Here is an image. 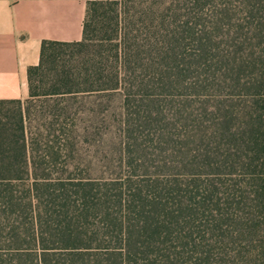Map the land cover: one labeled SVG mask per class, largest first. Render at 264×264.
Returning <instances> with one entry per match:
<instances>
[{"label":"trees","instance_id":"1","mask_svg":"<svg viewBox=\"0 0 264 264\" xmlns=\"http://www.w3.org/2000/svg\"><path fill=\"white\" fill-rule=\"evenodd\" d=\"M97 33L48 95L121 96L114 172L53 176L62 150L0 101V264H264V0L90 2L82 41L43 43L30 99Z\"/></svg>","mask_w":264,"mask_h":264},{"label":"rangeland","instance_id":"2","mask_svg":"<svg viewBox=\"0 0 264 264\" xmlns=\"http://www.w3.org/2000/svg\"><path fill=\"white\" fill-rule=\"evenodd\" d=\"M100 37L99 33L92 37L95 40L89 48L58 49L60 56L55 59V64H50L36 79V89L41 96L23 101L29 139L36 140L38 136L41 143L53 142L57 151L62 150V166L50 172L56 177L69 174L107 177L114 172L110 161L119 157L122 122L119 94L110 97L90 93L48 95L62 86L55 79L56 70L64 66L75 67L81 60L90 58L97 50L99 44L95 41ZM81 84L77 82L72 88H84L85 85ZM65 128L72 131L68 140L62 135Z\"/></svg>","mask_w":264,"mask_h":264},{"label":"crops","instance_id":"3","mask_svg":"<svg viewBox=\"0 0 264 264\" xmlns=\"http://www.w3.org/2000/svg\"><path fill=\"white\" fill-rule=\"evenodd\" d=\"M95 0H0V101L30 99L29 69L44 42L83 40L87 8Z\"/></svg>","mask_w":264,"mask_h":264}]
</instances>
